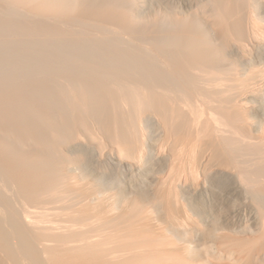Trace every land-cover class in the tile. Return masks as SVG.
I'll use <instances>...</instances> for the list:
<instances>
[{
	"label": "bare ground",
	"instance_id": "1",
	"mask_svg": "<svg viewBox=\"0 0 264 264\" xmlns=\"http://www.w3.org/2000/svg\"><path fill=\"white\" fill-rule=\"evenodd\" d=\"M12 1L15 6L22 7L36 4L35 8L43 12H62L71 8L75 12V22L92 21L104 26V31L106 26L115 23L116 16H121L123 28L134 30L133 0ZM234 1L225 0V3L222 0L229 11L218 13L219 31L207 19L195 16L184 18L183 26L179 23L182 26L180 30H176V26L175 29L166 28L157 23L155 30H143L144 43L155 42L160 50L165 51L164 56L167 57L161 54L163 58L160 60L161 55L157 57L158 54L147 51L149 48L142 49L143 43H138L140 47L132 43L130 47L134 48L126 52L118 45L119 41L115 40L113 44L109 39L98 43L89 38L71 41L64 36L66 41L54 39L49 43H36L28 36L20 43L5 42V39L3 44L0 43V82L4 79L0 83V96L2 94L5 98L6 95L12 104L15 102L18 106L37 107L35 112H38L29 110L26 114L22 108H11L0 101V264H264V192L260 195L255 193V196L251 194L255 197L253 202L245 186L251 180L250 176L254 180L256 175H251L246 166L252 162L254 166L257 162L264 163V100H260L262 96H258L257 86L264 81V76L247 82L249 88L245 89L242 88L245 79L235 72L250 66V59L245 55L248 42L256 48L264 47V39H261L264 30L251 15L245 14L247 19L244 21V13L240 9L235 10L236 7L233 9ZM237 1L235 5L240 3ZM187 3L188 8L193 7ZM37 14L42 16L39 12ZM52 17L56 18V15L52 14ZM120 19L117 20L119 24L122 23ZM16 23L8 16L0 18V26L25 34L24 25ZM249 29L254 35L253 40L246 38ZM50 30L46 33L51 34L53 29L52 32ZM59 30L63 32V29ZM225 37L233 42L229 50L221 48L219 38ZM191 67L197 69L189 79L195 84V92L187 88L181 78L187 77L185 69L191 75ZM178 69H183L182 74L185 72L181 77ZM41 74L46 80L60 76L72 83L78 80V84L84 85L82 90L80 87L78 90L68 83V93L72 87L69 95L79 110L74 114V121L65 110L67 105L61 110L51 107L48 98L52 96L51 93L49 95L52 91L50 83L47 84V80V83L39 84L35 78ZM19 79L24 81L22 87L17 86ZM11 80L15 84H11ZM20 90L25 94L20 95ZM250 99L256 101L257 113L260 117L262 115L260 124L251 119L255 113L248 104ZM59 104L62 105L61 102ZM37 114L41 117H36ZM58 116L62 117L61 124L56 120ZM89 117H94L95 127ZM95 128L109 140L113 153L110 159L114 163L125 164L132 170L143 169V163L167 170L164 177L159 178L162 184L160 194L153 192L151 195L146 189L148 193L137 195L124 209H120V199L113 201V197L111 201L110 193L105 195L107 192L102 193L100 187L87 183L84 177L87 174L89 178L95 176L103 185L118 181L103 171L96 172V163L101 156L97 151L104 136L100 135L102 138L99 139ZM147 136L150 140L146 142ZM157 141L161 146L156 144ZM147 144H152V147L149 149ZM248 152L255 154L256 158ZM100 163L101 160L99 166ZM262 164L253 172L261 170L264 175ZM76 168L82 169V175L75 173L78 172ZM187 170L191 175L199 172L204 176L201 180L209 182L198 181L203 183L196 184L195 180V183H190L199 177L192 176L193 179L189 180ZM261 173L257 175L261 176ZM216 175L229 179V188L223 189L228 188L226 195L237 198L239 202L232 213L233 219L225 218V215L222 219L224 212H215L212 207L210 210L207 207L202 209L204 201L200 204L203 207L199 208L198 203L192 201L193 197L190 200L186 196L190 190L212 196L215 192L220 194L214 189ZM258 179L261 181L260 177ZM176 187L182 193L177 192ZM173 188L177 199L175 191L174 195L172 193ZM191 193L190 196L193 195ZM179 196L185 200L188 211L195 212L204 225L202 221L193 223L194 218L189 213L187 216L181 214L179 205L184 207V203L179 204L182 201L179 202ZM229 200L231 202L230 197ZM237 202L234 201L235 204ZM243 209L248 211L249 215L246 216V211L245 216L252 223L250 228L243 226L247 229L240 235L234 233V229L242 228L239 226L241 223L237 225V220L242 217ZM163 211L165 215L161 216Z\"/></svg>",
	"mask_w": 264,
	"mask_h": 264
},
{
	"label": "rangeland",
	"instance_id": "2",
	"mask_svg": "<svg viewBox=\"0 0 264 264\" xmlns=\"http://www.w3.org/2000/svg\"><path fill=\"white\" fill-rule=\"evenodd\" d=\"M4 1V2H3ZM32 2H34V3H38V2H41V0H31ZM43 1V0H42ZM134 1V3L133 2H131V11H132V15H133V17L132 18H134V22H133V25H132V30H133V32L131 31V30H128L127 31V29L125 30L123 27L124 26H122L123 24H124V22H122L123 21V19L121 18V16H116L115 18H117V19H115V23H113V24H111L110 25V27H112V28H110L109 26H106L107 27V29L105 28V31L102 29V28H104V26H100V25H96V23H94V22H92V21H87L90 25H92V26H90L89 24H86L85 22H75L74 20V16H75V12H73L72 11V9L71 8H69V10L67 11V10H64V11H59V12H56V11H53V10H48V12H43L42 10H40V9H36L35 8V6H36V4H34V5H32V6H34V7H31V5H30V7H28V6H24V7H22V6H15V4H12V0H0V18H5V17H10L12 20H13V22L15 23V22H17L16 24H18L19 22L20 23H22V25H24V29H25V34L22 32L21 34H19V32H17V31H15V30H12V29H10V28H6V27H3V26H0V43L1 44H3V42L5 41V42H8L9 40V42H13V43H20V41L22 42V40H24V39H27L28 38V36H29V40H33L34 42H36V43H39V42H44V43H49V42H51L52 40H60V41H66L67 40V38L68 39H70L71 41H78V40H82L83 38H89L90 40L92 39V40H94V41H98V43H100V42H104V40L106 39V41L109 39L110 41H111V43H113V41H119V43H118V45H121L122 47V50L123 51H126V52H130V49L132 50V48H134V47H130L131 46V44L132 45H134L135 47H137V46H141L142 45V43H143V45L141 46V48L142 49H144V50H147L148 48V50L147 51H151V52H149L150 54L152 53V54H158L157 55V57L159 56V55H163V57H165L164 55H165V51H164V54H163V52H162V50H160L161 49V47L159 46V45H156V43L155 42H152V44L150 43V41H148V42H145L144 43V41H146L145 40V38H143V33H144V31L146 30H151V29H153V30H155L156 29V27H155V25H157V24H159V25H162V26H164L165 25V27L166 28H173L174 26H176L177 27V29L176 30H180V28L182 29V21H183V19L184 18H190V17H198L199 19L201 18V19H203V18H205L204 20H206L207 19V21L208 22H210V24L212 23L213 25H214V27H215V29L217 30V31H219V29H220V26H218L219 25V14L218 13H221V11L223 12V13H226L227 11H229V9H228V5H227V7H226V5H224L226 2H225V0H223L224 2H222V0H133ZM136 1V2H135ZM185 1V2H184ZM189 2V3H187V2ZM193 1H195V3L193 2ZM214 1H216V2H214ZM235 1H237V0H235ZM235 1H234V4H233V9H235V7H236V9L235 10H237V9H240L243 13H244V17H243V19H244V21L247 19L246 17H245V14L247 15H251L252 17H254V20L255 21H257L258 22V24L262 27V30H264V0H243V1H241V0H238L237 2H240L239 4L238 3H236V5H235ZM142 2V3H141ZM198 2V3H197ZM202 2H204V3H202ZM211 2V3H210ZM250 2V3H249ZM185 3V4H184ZM186 3L187 4H191L193 7H191V8H188L187 6H186ZM208 3L210 4V5H208ZM245 3V4H244ZM247 3V4H246ZM11 4V5H10ZM134 4H135V7H134ZM178 4H180L179 6H178ZM212 4V5H211ZM260 4V5H259ZM221 5V6H220ZM238 5V6H237ZM243 5V6H242ZM9 8H8V7ZM171 6V7H170ZM220 6V7H219ZM240 6H242V8L240 7ZM6 7V8H5ZM13 7V8H12ZM20 7V8H19ZM22 7V8H21ZM26 7V8H25ZM169 7V8H168ZM179 7V8H178ZM222 7H223V9H222ZM224 7H226L225 8V10L226 11H224ZM239 7V8H238ZM256 7H258V8H256ZM168 8V9H167ZM172 8V9H171ZM184 8V9H183ZM201 8V9H200ZM211 8V9H210ZM214 8H215V10H214ZM21 9H23V11L21 10ZM26 9L28 10V9H31V11L30 10H28V12L26 11ZM32 9H33V12H32ZM70 9H71V12L69 13V11H70ZM193 9V10H192ZM256 9V10H255ZM167 10V11H166ZM203 10V11H202ZM245 12H244V11ZM30 11V12H29ZM49 11H51V12H49ZM53 11V12H52ZM68 12V15H70V16H72V14H73V16H72V18H70V16H68L66 13ZM158 11V12H157ZM193 11V12H192ZM214 11H216V12H214ZM2 12H3V14H2ZM7 12V13H6ZM24 12V13H23ZM40 13V14H42V16L40 15L39 16V14H37V13ZM56 12V13H55ZM172 14H171V13ZM186 12V13H185ZM203 14H202V13ZM250 12V13H249ZM19 13V14H18ZM30 13V14H29ZM36 13V14H35ZM44 13V14H43ZM64 13H65V16L66 17H64ZM157 13V14H156ZM161 13V14H160ZM177 13V14H176ZM191 15H190V14ZM7 14V15H6ZM23 14H24V16H23ZM28 14H29V16H28ZM50 14V15H49ZM52 14L54 15H56V18H53V17H55V16H53L52 17ZM168 14V15H167ZM176 14V15H175ZM195 14V15H194ZM216 14H218V15H216ZM256 14V15H255ZM259 14V16H257ZM20 15H22L21 17H20ZM28 17H27V16ZM31 15V16H30ZM47 17H46V16ZM58 15H60V16H58ZM63 15V16H62ZM153 15V16H152ZM160 15V16H159ZM163 15V16H162ZM183 15V16H182ZM211 15V16H210ZM18 16L21 18H18ZM37 16H39L38 18H37ZM45 16V17H44ZM157 16V17H156ZM178 16V17H177ZM182 16V17H181ZM185 16V17H184ZM205 16V17H204ZM217 16V17H216ZM24 17V18H23ZM32 17V19H34L33 21H32V19H29V18H31ZM59 17H60V19H59ZM63 17V18H62ZM160 17V18H159ZM214 17H216V18H214ZM260 17V18H259ZM37 20H36V19ZM46 18V19H45ZM49 18V19H48ZM52 18V19H51ZM121 18V19H120ZM152 18V19H151ZM159 18V19H158ZM209 18V19H208ZM258 18V19H257ZM263 18V19H262ZM16 19V20H15ZM40 21H39V20ZM44 19V20H43ZM57 19V20H56ZM120 19V22H122V23H120L119 24V21H117V20H119ZM56 20V21H55ZM60 22H59V21ZM68 20V21H67ZM138 20V21H137ZM155 20H157V21H155ZM173 20V21H172ZM185 20V19H184ZM218 20V21H217ZM34 21H36V22H34ZM64 21V22H63ZM65 21H67L68 22V24H67V22H65ZM73 21V22H72ZM118 23H117V22ZM135 21H137V22H139V23H141V24H139V23H137V22H135ZM179 21V22H178ZM181 21V22H180ZM32 22V23H31ZM39 22V23H38ZM45 22V23H44ZM47 22V23H46ZM52 23V24H50V23ZM150 22H151V24H150ZM160 22V23H159ZM218 22V23H217ZM58 23H60V24H58ZM64 23V24H63ZM78 23V24H77ZM92 23V24H91ZM134 23H135V25H134ZM147 23V24H146ZM155 23H157V24H155ZM182 25H180V24ZM261 23V24H260ZM46 24V25H45ZM63 24V25H62ZM67 26H66V25ZM82 24V25H81ZM117 24V25H116ZM145 24V25H144ZM179 24V26H177ZM216 24V25H215ZM218 24V25H217ZM44 25V26H43ZM48 25V26H47ZM58 25V26H57ZM60 25V26H59ZM70 25V26H69ZM80 25V26H79ZM84 25H86V26H84ZM96 25V26H95ZM112 25H114V26H112ZM118 25H121L120 27H122V28H119V26ZM139 25V26H138ZM142 27H141V26ZM150 25V26H149ZM30 26V27H29ZM50 26V27H49ZM73 26V27H72ZM150 28H149V27ZM172 26V27H171ZM45 27V28H44ZM47 27V28H46ZM48 27L51 29H53V32L50 30V29H48ZM119 29H118V28ZM134 27H136V28H134ZM145 27H148V28H145ZM176 27H174V29L176 28ZM3 28H6V29H3ZM58 28V29H57ZM108 28H109V30H108ZM33 29V30H32ZM46 29V30H45ZM48 29V30H47ZM59 29H63V32H62V30H59ZM74 29V30H73ZM138 29V30H137ZM49 30L53 33H51V34H48V33H46V31L47 32H49ZM91 30H93V31H91ZM108 30V31H107ZM112 30V31H111ZM116 32H115V31ZM119 30V31H118ZM144 30V31H143ZM153 30H151V31H153ZM44 31V32H43ZM99 31V32H98ZM118 31V32H117ZM132 33H131V32ZM250 31H251V33H250ZM3 32V33H2ZM36 32V33H35ZM40 32H41V34H40ZM93 34H92V33ZM111 32V33H110ZM128 32H130V33H128ZM136 34H135V33ZM140 32H141V34H140ZM143 32V33H142ZM73 33H75V34H73ZM99 33V34H98ZM119 33V34H118ZM139 33V34H138ZM16 34V35H15ZM24 34V35H23ZM28 34V35H27ZM35 34V35H34ZM47 34V35H46ZM128 35V37H130V38H128L127 37V35ZM251 34H253L252 33V30H250L249 29V34H246L247 35V39H248V37H250V39L252 38V40H253V37H254V35H251ZM2 35V36H1ZM4 35V36H3ZM46 35V36H45ZM71 35V36H70ZM87 35V36H86ZM89 35V36H88ZM103 35H105V36H103ZM118 35V36H117ZM130 35V36H129ZM264 33H262V37H261V39H264ZM24 36V37H23ZM40 36V37H39ZM59 36V37H58ZM67 37V38H65V37ZM79 36V37H78ZM95 36V37H94ZM102 36H103V38H102ZM120 36V37H119ZM138 36V37H137ZM6 37V38H5ZM14 37V38H13ZM74 39H73V38ZM77 37H78V39H77ZM92 37V38H91ZM98 37V38H97ZM112 38V40L110 39V38ZM141 37V38H140ZM8 38V39H7ZM20 38V39H19ZM37 38V39H36ZM76 38V39H75ZM94 38V39H93ZM116 38H120L119 40L118 39H116ZM225 38H226V40H225ZM225 38H219V41H220V44L222 45V47L219 45V47H221V48H226V50H229V49H231V47H232V44H233V42H232V40L231 39H228V37H225ZM5 39V40H4ZM17 39V40H16ZM45 39H46V41H45ZM130 39V40H129ZM134 40V42H133V40ZM142 41H141V40ZM221 39V40H220ZM4 40V41H3ZM125 40H127V41H125ZM129 40V41H128ZM132 40V41H131ZM136 40V41H135ZM120 41H122V42H120ZM139 41V42H138ZM115 43V42H114ZM113 43V44H114ZM139 43V44H141V45H137V44ZM223 43V44H222ZM224 43H225V45H224ZM137 46H136V45ZM148 44V45H147ZM149 44H150V46H151V48H150V46H149ZM155 44V45H154ZM129 45V46H128ZM144 45H146V46H144ZM229 45V46H228ZM154 46V47H153ZM228 46V47H227ZM145 47H147L146 49H145ZM230 47V48H229ZM124 48V49H123ZM250 48V49H249ZM252 48V49H251ZM157 52H156V51ZM146 51V52H147ZM154 51V52H153ZM156 52V53H155ZM159 52H160V54H159ZM176 52V50H174V53ZM251 52V53H250ZM162 55L161 56H159V60L160 59H162L163 57H162ZM245 55H247V57L250 59V66H247L246 68L245 67H243V68H241V69H237V70H235V72L237 73V72H239V73H237V75L240 77V75L242 76L241 77V79H245V81H246V83L244 82L243 84L244 85H246V86H243V84H242V88H244L245 87V89H246V87L247 88H249V83H247V82H250V81H253L254 79L255 80H258L259 78H261V76H264V47H259V48H256V47H253L252 46V44H251V42H248V47L246 48V53H245ZM161 57V58H160ZM167 57V56H166ZM165 57V58H166ZM257 58V59H256ZM1 68H4L2 65H1ZM162 69V68H161ZM190 69H193V71L191 70L190 71V73H191V75H188L189 74V72L187 73V69H185L184 71L186 72H184L186 75H187V77L185 78V77H181V75H183L182 74V70H177L178 71V73L180 74V77L184 80L183 81V83H185V85H186V87L187 88H189L190 90H192L193 92H195L196 91V89H195V84H193L192 83V81H189V79H190V77L193 75L192 73L193 72H195V70H197L196 68L194 69V67H191ZM163 70V69H162ZM6 72V71H5ZM181 72V73H180ZM235 72H234V74H235ZM113 74V73H112ZM262 74V75H261ZM42 75L43 74H41V75H36V80H38L37 81V83H39V84H43V83H41V82H43L44 81V83L46 82L47 84H49L50 83V89L53 91H51V92H49V95H50V93L52 94V96L50 95L48 98H50V101H51V107H53L54 108V110H57V109H63V108H65L66 107V105H67V109H65L66 111H68V113H70V114H72V115H70L69 114V116H70V118H72L73 119V121H74V119H76V118H73V117H75V113L77 114V112H79V110L77 109V108H75V107H77L78 105H75V101H73V99L70 97V95H69V93H72V87H75V88H77L78 89V87H80L79 89L80 90H82V87L84 86H82L81 84H78V80L77 81H73L74 83H72V82H70L69 80L67 81V79L65 78V79H63L62 77H60V76H57V77H53V79L51 78H47V80H46V77H45V75H43V78H42ZM41 77V78H40ZM45 77V78H44ZM189 77V78H188ZM38 78H40V79H38ZM62 78V79H61ZM188 78V79H187ZM257 78V79H256ZM45 79V80H44ZM58 79V80H57ZM187 79V80H186ZM248 79V80H247ZM2 80H4V79H2ZM1 80V82L3 83L4 81H2ZM66 80V81H65ZM75 80H76V78H75ZM262 80V79H261ZM6 81V80H5ZM12 82H11V84L15 81V79H14V81L13 80H11ZM17 81H19L18 82V84H17V86H21L22 85V82L24 83V81H21V79H19V80H17ZM51 81V82H50ZM56 81V82H55ZM189 81V83H186V82H188ZM0 82V83H1ZM53 82V83H52ZM63 84H62V83ZM77 82V83H76ZM264 82V81H263ZM261 83V81L257 84V86H258V90H259V92L260 93H258V96H262V97H259L260 98V100L262 101V100H264V83ZM1 83V84H2ZM52 83V84H51ZM56 83H58V84H56ZM61 83V84H60ZM65 83V84H64ZM68 83H69V85L70 86H72V85H74V86H72V87H70L69 88V93H68V87H69V85H68ZM76 83V84H75ZM13 84H15V83H13ZM60 84V85H59ZM193 84V85H192ZM62 85H63V87H62ZM66 85V86H65ZM76 85H78V86H76ZM262 85V86H261ZM15 86V85H14ZM23 86V85H22ZM21 86V87H22ZM53 86V87H52ZM251 86V85H250ZM253 86V85H252ZM60 87V88H59ZM194 89H193V88ZM65 88V89H64ZM260 88V89H259ZM67 89V90H66ZM78 89V90H79ZM56 93V94H55ZM20 95H23V94H25L24 93V91L23 90H20V93H19ZM54 94V95H53ZM64 94V95H63ZM263 94V95H262ZM59 95V96H58ZM61 95V96H60ZM68 96V97H67ZM57 97V98H56ZM47 98V97H46ZM45 98V99H46ZM47 98V99H48ZM63 98V99H62ZM262 98V99H261ZM53 99V100H52ZM59 99V100H58ZM4 100V101H3ZM8 100V101H7ZM73 102H72V101ZM252 99H250L249 101H248V104H249V106L251 107L252 106V112L253 113H255V115H254V117H252L251 119H252V121H256V122H258V124H260L259 122H260V120H262L263 118H262V115H261V117H260V113L258 114L257 113V111H258V109H257V105L255 104L256 103V101H251ZM0 101H2L1 103L3 104V105H7V106H9V107H11V108H22L21 110L22 111H25L24 113H26V114H28L30 111H34L33 113H38L37 111L35 112V110H37L36 108L37 107H32V106H29L30 108H28L27 106H24V105H17L18 103H15V102H13V104H12V100H9V97H7L6 95H5V98H4V95H2L1 94V96H0ZM57 101V102H56ZM65 101V102H64ZM252 103H251V102ZM62 103V105L61 104H59V103ZM250 102V103H249ZM254 102V103H253ZM263 103H264V101H262ZM59 105H58V104ZM70 103V104H69ZM17 106H16V105ZM55 104V105H54ZM253 104V105H252ZM71 105H72V107H71ZM13 106V107H12ZM16 106V107H15ZM26 107V109H24ZM254 107V108H253ZM35 108V109H34ZM71 108V109H70ZM24 109V110H23ZM34 109V110H33ZM60 109V110H61ZM73 109H76L75 111L73 110ZM255 109V110H254ZM30 110V111H29ZM78 110V111H77ZM147 110H149L148 108H147ZM254 110V111H253ZM27 111H28V113H27ZM143 111H144V109H143ZM31 112V113H32ZM82 112V111H81ZM80 112V113H81ZM259 112V111H258ZM83 113V112H82ZM251 114V115H252ZM258 114V115H257ZM74 115V116H73ZM36 117H41V115L40 114H37V115H35ZM77 116V115H76ZM261 118V119H260ZM90 121H91V124H94L93 125V127H95L96 125H95V123L93 122L94 121V117L93 118H91V117H89L88 118ZM92 119V120H91ZM56 120L58 121V122H60L61 120H62V117H60V116H58V118L56 117ZM62 122V121H61ZM61 122L59 123V124H61ZM262 123V122H261ZM95 130H96V132H98L99 130L98 129H96L95 128ZM148 132V130H146V133ZM99 133H101V132H98V136H104L102 133L101 134H99ZM99 137V139H101L102 137ZM13 137V136H12ZM98 139V141L100 142V140ZM106 137L104 136L103 137V139H101L102 141H101V144L103 145H101L100 146V149L97 151L98 153H99V155H101L103 158H105V159H103L101 156H100V159H99V161H98V163H96V166H98V167H96V172L98 171V173H100V172H104V173H106V174H110V175H112V176H114V177H116V179L118 180L117 181V183H115V184H111V185H103V184H99V180L97 179V178H95V176L93 177V176H91V178H89L90 176L87 174V175H83L85 178H87L86 179V181H87V183L88 182H92V185H96V187H100L101 189L100 190H103V191H101L102 193H106L105 195H108L109 193V197L112 195V197H110L109 199L112 201V198L113 197H115V198H113V201L114 200H119L118 201V205H121L122 207H120V209H124L125 208V206L126 205H128L129 203H131V200L133 201L135 198H136V196L137 195H142V194H144V193H148V192H150L149 194H151V195H153V192H155V194H156V192L158 193V194H160V192H159V189L161 190L162 189V184L160 183L161 181H160V179L161 178H163L164 176L163 175H165V173H166V171L165 170H160V168L158 167V169L156 168V166H154L155 168H152V167H150L151 165H149V166H147L146 165V163H143L141 166H143L144 168L146 167V169H144L143 167V169H141L140 168V170H136V169H133L132 170V168L130 169V167H128V166H126L125 164H117V163H114V161H113V159L111 160L110 158H112L111 156H113V153H112V150H110V144H109V140L108 139H106ZM149 139V136H147V139H146V142L147 141H149L148 140ZM103 141H105V142H103ZM149 143H151V142H149ZM156 144L158 145V146H161L160 144H159V142L157 141L156 142ZM148 145H149V147H148ZM152 147V144H147V147L150 149L151 147ZM157 146V147H158ZM102 148H104V149H102ZM148 148H147V150H148ZM159 148V147H158ZM101 150H104L103 151V153L101 152ZM110 150V151H109ZM149 152H151V150L149 151ZM105 153V154H104ZM108 153V154H107ZM103 154V155H102ZM247 154H249V152L247 153ZM249 155H251V157H254V159L256 158L254 155H253V153H250ZM247 156V157H250V156ZM256 156H259V155H256ZM260 157V156H259ZM109 158V159H108ZM108 159V160H107ZM100 160H101V165L99 166V162H100ZM105 160V161H104ZM107 160V161H106ZM253 163V162H252ZM252 163H250L251 165H252ZM261 164H262V162H260ZM260 163H258L257 162V166L259 167V166H261V164ZM258 164H260V165H258ZM116 165V166H115ZM251 165H249L248 164V166H246V167H248L247 169L249 170V172L251 173V175H254V174H256V175H254V180H253V177L251 178V176H250V179L251 180H249L246 184H245V186H246V188H247V190H249V191H247L248 192V195H249V199L250 198H252L251 200H253V202H254V196H255V193L256 194H259V193H263L264 192V188L262 187V186H264V175H262V173H261V170H257V172H256V170H255V173L253 172L254 171V169H259V168H261V167H259V168H256L257 166H256V164H255V166H254V163H253V167H255V168H253ZM264 165V163L262 164V166ZM106 166V167H105ZM117 166H118V168H117ZM250 166V167H249ZM100 167V168H99ZM116 167V168H115ZM121 167V168H120ZM149 167V168H148ZM252 167V168H251ZM98 169H100V170H98ZM252 169V170H251ZM125 170V171H124ZM127 170V171H126ZM135 170V171H134ZM143 170V171H142ZM76 171H78V172H75V173H77V174H81L82 175V173H83V171H82V169L81 168H76ZM82 171V172H81ZM107 171V172H106ZM111 171V172H110ZM139 171V172H138ZM165 171V172H164ZM137 172V173H136ZM143 172H144V174H143ZM147 172V173H146ZM159 174H158V173ZM187 172V177H188V179L189 180H192L193 178H197V177H199V178H197V179H199V180H197V179H194L193 180V182L192 181H189L190 183H195L196 181V184L197 183H203V182H205V183H208L209 182V180H207V182L206 181H204V180H201L202 179V177H204L202 174H200L199 172H197L196 174L194 173V174H192L191 175V172L190 171H186ZM185 172V173H186ZM112 173V174H111ZM134 173V174H133ZM164 173V174H163ZM188 173L190 174V176H191V178H190V176L188 175ZM199 173V174H198ZM257 173H258V175H260V173H261V176H258L257 175ZM85 174V173H84ZM129 174V175H128ZM138 174H140V175H138ZM132 175V176H131ZM136 175V176H135ZM195 175V176H194ZM198 175V176H197ZM202 175V176H201ZM82 176V177H83ZM127 176V177H126ZM131 176V177H130ZM183 176H185L186 177V175H184L183 174ZM192 176H193V178H192ZM197 176V177H196ZM263 176V177H262ZM121 177V178H120ZM130 177V178H129ZM214 177V176H213ZM261 178V181H263V182H261L258 178ZM94 178V179H93ZM129 178V179H128ZM135 178V179H134ZM157 178V179H156ZM160 178V179H159ZM184 178V177H183ZM89 179H92V180H90L89 181ZM96 179V180H95ZM131 179V180H130ZM153 179H154V181H153ZM218 179V180H217ZM224 179V180H223ZM157 180V181H156ZM159 180V181H158ZM196 180V181H195ZM216 180V181H215ZM253 180V181H252ZM93 181H97V182H93ZM121 181V182H120ZM132 181V182H131ZM198 181H203V182H198ZM213 181L215 182V188L214 189H217V191L219 192L220 191V194L219 193H216L215 192V196H216V198H215V196H212V195H207V194H205V193H199L200 191H193V190H190V192L189 193H187L188 195H186L187 197H193V199H192V201L194 202H196V203H198L197 205H198V207L200 206V204H202V203H204L205 202V205H203V206H200L199 208H202V209H204L205 207H207L208 209L210 208V207H212L213 208V211H214V208H215V212H224L223 214H221L222 215V219H224V215H225V218H230V219H233V215L234 214H232V213H234V209H236V207L238 206V203L239 202H237V198H236V200H235V198L234 197H231V195H226V194H228V186H229V184H230V182H229V179H226L225 177H223V176H220V175H216L215 177H214V179H213ZM252 181V182H251ZM256 181V182H255ZM84 183H85V180H84ZM157 183V184H156ZM159 183L161 184L160 186H159ZM218 185H217V184ZM122 184V185H121ZM195 184V185H196ZM222 184V185H221ZM226 184H228V185H226ZM224 185V186H223ZM140 186V187H139ZM222 186V187H221ZM158 187V188H157ZM194 187V186H193ZM217 187V188H216ZM220 187H221V189H220ZM225 187H228V188H226V189H223V188H225ZM149 188V189H148ZM178 187H176V190H177V192H180V193H182L181 191L182 190H178L177 189ZM196 188V187H195ZM194 188V189H195ZM121 189V190H120ZM148 190V192H146L147 190ZM158 189V191H156ZM174 189V190H173ZM172 189V193H173V195H174V191H175V188H173ZM263 189V191H261V190ZM109 190V191H108ZM225 191L224 193H222L223 191ZM253 190V191H252ZM130 191V192H129ZM152 191V192H151ZM258 191V192H257ZM259 191H261V192H259ZM177 192L175 191V195H174V197L176 196V194H177ZM191 192H193V195L192 196H190V193ZM198 192V193H197ZM196 193V194H195ZM157 194V195H158ZM192 194V193H191ZM200 194H202V196H200ZM217 194V195H216ZM222 194H223V196H222ZM251 194H253L254 196H251ZM195 195V196H194ZM219 195V196H218ZM225 195V196H224ZM260 195V194H259ZM197 196V197H196ZM204 196V197H203ZM209 196V197H208ZM197 199H196V198ZM199 197L201 198V197H203V198H201V199H199ZM208 198V200H207V198ZM211 197H213V199L214 200H212V198ZM222 197V198H221ZM228 197V198H227ZM229 197L231 198V202H230V200H229ZM116 198H118V199H116ZM173 198V197H172ZM176 198V197H175ZM175 198H173V199H175ZM189 198H187V199H189ZM191 198H190V200H191ZM205 198V199H204ZM210 198V199H209ZM234 198V199H233ZM177 199V198H176ZM179 202L183 199V198H180V196H179ZM196 199V200H195ZM226 199V200H225ZM127 200V201H126ZM206 200V201H205ZM211 201V203H210V201ZM221 200H222V202H221ZM225 200V201H224ZM235 202H237V204H235L234 203V201ZM256 200V199H255ZM123 201H124V205H123ZM182 201H184V202H182ZM179 204H183L184 205V207H185V209H184V207H181V205H179V208H181L180 209V211L182 212H180L182 215H185L186 214V216H187V214L189 213V215L190 216H192V218H194V220H192L193 221V223H196V221H198V222H200L201 223V218L200 217H197L194 213L195 212H192V210H190V211H188L189 209H188V206L187 205H185L186 204V202H185V200H182ZM201 201V202H200ZM204 201V202H203ZM209 201V202H208ZM214 201H216V203L214 202ZM217 201H219V202H217ZM226 201H229V203L231 204H229L228 202H226ZM126 202V203H125ZM207 202V203H206ZM221 202V203H220ZM224 202H225V204H224ZM121 203V204H120ZM195 203V204H196ZM208 204H209V206H208ZM215 204L218 206H223L224 208H222V209H220V208H218L217 206H215ZM234 204V205H233ZM182 205V206H183ZM210 205H212V206H210ZM237 205V206H236ZM186 206H187V208H186ZM219 209V210H216L217 208ZM233 207V208H232ZM235 207V208H234ZM206 208V209H207ZM233 209V210H232ZM187 211V213L185 212V211ZM210 210V209H209ZM212 210V209H211ZM228 210V211H227ZM233 211V212H232ZM246 211L247 210H245L244 211V209H243V213H242V217L239 219V220H237L238 221V223H237V225H239L240 223H241V225H239L240 227H242L241 229L239 228V227H237L236 229H234V233L236 232V233H238V234H240L241 232L243 233L247 228H250L251 227V220L249 221L248 219H247V215H249V213H248V211H247V213H246ZM166 212V211H165ZM229 212H231V213H229ZM164 213V211L162 212V215L161 216H164L165 214H163ZM183 213H185V214H183ZM226 213V214H225ZM245 213H246V216H245ZM192 214V215H191ZM228 214V215H227ZM230 214H232V216H230L229 217V215ZM227 215V216H226ZM246 217V218H243L244 216ZM195 216V217H194ZM250 216H248V218H249ZM200 219V220H198V219ZM196 219V220H195ZM242 220V221H241ZM247 220H248V223H247ZM195 221V222H194ZM246 221V222H245ZM203 222V221H202ZM163 223V222H162ZM166 223V222H165ZM164 223V224H165ZM250 223V224H249ZM197 224V223H196ZM201 224H205L204 222L203 223H201ZM245 224V225H244ZM247 225V226H246ZM249 225V226H248ZM206 226V225H205ZM243 226H246V227H243ZM244 228V229H243ZM240 230V231H239ZM243 230V231H242ZM238 231V232H237ZM242 233L240 234V235H242Z\"/></svg>",
	"mask_w": 264,
	"mask_h": 264
}]
</instances>
